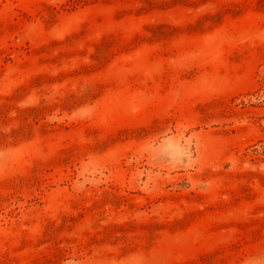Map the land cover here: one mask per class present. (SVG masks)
<instances>
[{"label": "rangeland", "instance_id": "374dc122", "mask_svg": "<svg viewBox=\"0 0 264 264\" xmlns=\"http://www.w3.org/2000/svg\"><path fill=\"white\" fill-rule=\"evenodd\" d=\"M0 264H264V0H0Z\"/></svg>", "mask_w": 264, "mask_h": 264}]
</instances>
